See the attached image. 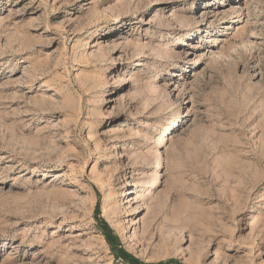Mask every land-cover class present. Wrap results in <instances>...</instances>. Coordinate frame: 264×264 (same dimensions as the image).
<instances>
[{"label":"rangeland","instance_id":"1","mask_svg":"<svg viewBox=\"0 0 264 264\" xmlns=\"http://www.w3.org/2000/svg\"><path fill=\"white\" fill-rule=\"evenodd\" d=\"M0 264H264V0H0Z\"/></svg>","mask_w":264,"mask_h":264},{"label":"bare ground","instance_id":"2","mask_svg":"<svg viewBox=\"0 0 264 264\" xmlns=\"http://www.w3.org/2000/svg\"><path fill=\"white\" fill-rule=\"evenodd\" d=\"M23 60V59H22ZM128 209L125 210V217H130L132 215V206H129V203H127Z\"/></svg>","mask_w":264,"mask_h":264}]
</instances>
